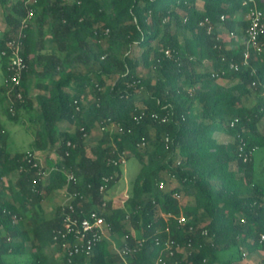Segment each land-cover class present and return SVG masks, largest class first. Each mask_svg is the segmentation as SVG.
I'll use <instances>...</instances> for the list:
<instances>
[{
    "label": "trees",
    "instance_id": "obj_1",
    "mask_svg": "<svg viewBox=\"0 0 264 264\" xmlns=\"http://www.w3.org/2000/svg\"><path fill=\"white\" fill-rule=\"evenodd\" d=\"M243 1L0 0L7 24L0 34V106L8 102V121L33 136L29 150L14 149L0 114V264H58L46 251L60 249L54 234L63 207L49 216L43 202L66 190L90 200L75 202L85 211L96 209L108 193H100L102 178L121 172L108 161L123 152L141 167L125 207L109 199L105 215L119 246L125 238L133 247L143 242L129 264L166 259L168 242L191 248L188 257L177 252L166 264H236L242 248L264 251V170L259 175L256 166V153L264 148V52H252L250 67L244 66L253 3L246 7ZM257 5L264 13V0ZM30 10L34 18L27 21ZM11 41L22 42L26 69L9 93ZM205 62L214 70H198ZM232 63L240 70H232ZM86 67L88 72H78ZM141 67L155 78L142 75ZM221 78L239 82L228 87L218 84ZM97 127L116 132L91 147L87 137ZM219 133L234 143L227 146ZM69 141L76 147L66 157ZM47 152L57 169L44 185L27 158ZM65 170L78 184L68 182ZM165 174L178 181L169 191L160 188ZM7 189L10 201L4 200ZM233 249L237 255L220 257ZM77 261L122 264L106 242L88 261Z\"/></svg>",
    "mask_w": 264,
    "mask_h": 264
},
{
    "label": "built area",
    "instance_id": "obj_2",
    "mask_svg": "<svg viewBox=\"0 0 264 264\" xmlns=\"http://www.w3.org/2000/svg\"><path fill=\"white\" fill-rule=\"evenodd\" d=\"M31 2H35L30 0ZM250 3H253V6L250 7ZM243 6L250 7L248 11V28L246 31L245 42H246V50L244 52V66H249V59L251 57V53L255 52L260 54L264 52V13L257 5V0H244ZM34 17V11H29V16L27 21H31ZM225 18L222 17V20ZM212 31V27H209V32ZM230 38H237L236 34L230 32L228 34ZM221 38V37H220ZM11 49V56L9 61V71L11 72V77L7 82L8 92H13L15 87H19L21 85L22 74L26 69V64L24 57L22 55L23 52V44L20 41H11L8 44ZM6 56L7 53L4 52L2 54ZM166 55H170V51H166ZM230 68L232 70L238 71L240 70V66L232 63ZM18 97L22 99V94H19ZM153 118L161 123H165L169 121V118L164 117L161 118L158 114H154ZM166 142H169V138L167 137ZM146 143L143 142L140 144L141 148H144ZM66 147L68 148L66 151V157H69V149H74L76 147L71 141L67 142ZM243 151V147L240 148ZM27 160L30 164H33L35 168L40 170V176L42 177L43 182L50 177V174L57 169L55 166L49 171L43 167L42 162H40V156L29 155ZM37 161V162H34ZM247 161V158L245 159ZM128 162V154L127 152H123L119 159H109L108 164L115 169H122ZM45 170V171H43ZM67 180L69 183L78 184L79 179L77 176L71 172L66 171ZM119 177V172L116 171L113 175L104 176L102 178V185L100 186V193L105 194L109 190L110 184ZM174 176L163 175V178L160 182V188L165 190L167 186V182L174 180ZM68 195L69 202L66 203L63 207V211L61 213L62 217V226L58 230L55 231L54 239L57 242H60V249L57 251L58 254L56 259L58 264H78V258H86L87 260L91 259L94 254L97 246L106 242L111 250L117 254L121 260L122 264H129L128 257H132L138 250H140L143 246V242H139L137 246H131L126 238L123 239L122 246H119L112 232L111 226L107 223L106 220V208L107 201L109 198H104L105 201L101 205H98L96 209L90 210L89 212L85 211L80 205H77L75 202L79 198L82 203L88 204L90 200L85 199L84 195L80 192H76L75 194ZM177 199L181 200L182 196L177 195ZM180 222L185 224L187 222L186 218L182 217ZM205 235L208 233L205 232ZM262 241H264V236L262 237ZM191 245L188 247H181L174 242H168L166 247V259H163L162 255L158 259H156L155 264H166L170 259H172L175 253H180L184 257H188L190 255ZM175 264H179L176 262Z\"/></svg>",
    "mask_w": 264,
    "mask_h": 264
},
{
    "label": "rangeland",
    "instance_id": "obj_3",
    "mask_svg": "<svg viewBox=\"0 0 264 264\" xmlns=\"http://www.w3.org/2000/svg\"><path fill=\"white\" fill-rule=\"evenodd\" d=\"M34 1V0H32ZM34 18V17H33ZM31 19V21L33 20ZM7 28L6 24V10L0 5V34L4 32ZM223 38V37H221ZM225 40L228 39V37H224ZM214 65L209 64L208 62H205L198 68V70L206 71V70H214ZM89 68H78V72H88ZM140 73L145 76H150L155 78V73L154 71L141 67ZM5 78L2 72V67H1V55H0V85L4 84ZM218 84L224 85V86H233L236 85L239 81L236 82H231L225 79H219ZM4 92H8V89L5 88ZM39 93V91L35 88H32L30 91V94L32 96H36ZM10 107V104L7 102L3 106H0V114L3 117V120L6 122V125L8 127L9 133H10V140L13 143V147L16 150L19 151H27L30 149L31 144L33 142V136L32 133H29L27 131L26 127L23 126L22 124H16V123H11L8 121L6 115H5V110ZM263 131H264V126H263ZM114 133L116 132L115 128H107V129H102L100 127H97L93 130L91 135L87 137V142L91 147L95 146L103 137V135L106 133ZM217 137L224 142L227 146L232 145L234 143V139L230 136H227L224 133H219L217 134ZM89 155H91V151L89 150ZM54 154V153H53ZM37 156H40L44 169L46 172H49L53 167H54V160L55 157L52 155V153H38L36 154ZM256 166L257 169L259 170V175L263 174L264 170V148L259 149L256 153ZM141 167L140 161L136 157H130L128 160L127 164L121 169V172L119 173V179L115 183V185L108 190V193L106 195V198L113 199V202L115 205L125 207L127 200L129 199L130 193H131V185L132 181L136 177L137 173L139 172ZM167 174H165L166 176ZM11 180V185H14L17 180V175H13L10 177ZM47 182V180H46ZM44 183V185L46 184ZM167 186L165 187L164 191H169L170 188L176 187L178 185V181L176 179L171 180L170 182H167ZM5 201H10V192L7 189L5 191ZM181 201L184 203L190 202L189 199L185 198L182 196ZM68 195L63 192L57 193L52 199L48 200L46 199L43 202V205L45 207L44 212L45 214L49 216H53L55 214V210L58 206H64L66 203H68ZM160 214V212H159ZM129 229L131 230V226L128 224ZM26 231H28L31 236V228L26 227ZM6 236V232H2V237ZM17 241H21V238L18 239ZM28 247L31 246L30 243L27 244ZM238 249H233L229 252H225L220 255L222 259H229L233 255L238 254ZM240 253L242 254V260L236 262V264H264V251H251L249 252L247 248H242L240 250ZM58 252L57 250H47L46 255L47 256H52L55 255L57 256ZM27 257L23 258L22 260L25 261ZM88 261V260H87Z\"/></svg>",
    "mask_w": 264,
    "mask_h": 264
},
{
    "label": "crops",
    "instance_id": "obj_4",
    "mask_svg": "<svg viewBox=\"0 0 264 264\" xmlns=\"http://www.w3.org/2000/svg\"><path fill=\"white\" fill-rule=\"evenodd\" d=\"M59 192L66 193V190H60V191H57V192H55L54 196H55L57 193H59ZM54 196H53V197H54ZM51 199H52V198H51ZM48 200H50V199H48ZM44 209H45V207H44Z\"/></svg>",
    "mask_w": 264,
    "mask_h": 264
}]
</instances>
